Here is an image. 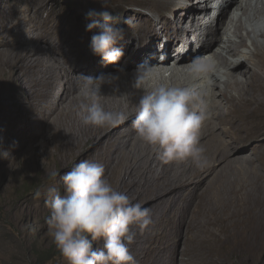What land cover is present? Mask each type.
<instances>
[{
	"label": "rangeland",
	"instance_id": "1",
	"mask_svg": "<svg viewBox=\"0 0 264 264\" xmlns=\"http://www.w3.org/2000/svg\"><path fill=\"white\" fill-rule=\"evenodd\" d=\"M199 1V4L196 3L197 10L203 13L204 10L200 9V6L203 7L205 0ZM233 1L235 0H224L223 9L230 6ZM104 2L108 7L107 10L117 18L114 26L124 30L123 39L126 40L127 45H131L133 41L126 38L125 33L136 29L138 32L140 22L146 18L152 19L154 23L161 19L160 13L147 6L146 0H104ZM263 3L264 0H252L247 15L242 16L243 26L252 30L254 34L264 30V18L255 19L256 12ZM231 7L227 23L235 15L241 14L235 4ZM29 8L31 10L27 12ZM20 9L25 10L21 17L26 19L29 26L35 27L36 32L50 29L52 35L56 37L64 35L73 37V31L77 32V29L81 33L93 35L95 30L93 32L85 30L86 24L90 22L86 19V14L93 9L104 10V6L102 0H0V22L6 18L14 20ZM34 11L37 12L36 15H33ZM170 16L172 24L178 26L177 32L179 34L185 32L187 27L184 13L176 10ZM218 22L219 18L216 15L208 24L215 29L218 27ZM4 32L3 35H7V32ZM153 37L155 39L152 38L151 42L157 45V49L166 45L162 31L156 29ZM256 39L264 52L263 39L259 37ZM250 41V37H246L247 47L242 48L243 51H249ZM45 46L48 47V43H45ZM199 47L200 40H195L186 48L187 52L195 53ZM25 50L32 52L35 48L29 41L25 44L0 46V264H67L48 234L45 219L49 215V210L45 207L43 193L52 184L63 191L59 175L55 180H50V174L57 172L62 175L80 160L85 159L102 163L106 177L116 190L126 193L132 203H140L150 209L152 222L147 228L131 226L135 238L129 248L137 264H157L161 246L166 244L171 245L172 251L181 258L182 235L185 234L186 224L198 225V222H203L205 216L201 212L197 213L199 206L208 205L209 201L210 205L216 203L207 191L210 189L208 181L210 176L194 189H190L191 186H179L168 191V187L174 181L181 182L192 175L193 171L189 165L190 171L184 167L174 171L171 167L172 163H163L150 147L135 148L126 140L125 128L123 131H118L122 129L120 123L106 127L85 126L76 115L75 109L79 104V98L68 88L69 82L60 78L51 81L39 95L27 99L31 91L37 89L31 78L22 75L15 82L10 81L9 78L10 70L16 64L26 65L34 57L25 53ZM175 58L172 57L169 68L177 63ZM98 62L99 57L90 58L83 63L82 71L93 73L92 68L98 65ZM124 62L119 60L116 71L126 70L127 64ZM38 68L35 66L33 70ZM71 77L73 81L80 75L75 72ZM156 82L157 80L154 83ZM13 94L21 99L19 104L13 103ZM131 120L127 128L132 127ZM221 131L226 138L233 137L236 133L245 134L240 129L234 132ZM254 139L243 144L246 162L238 166L239 170L235 171V176L231 178V188L235 186L234 190L239 195H244V192L251 195L253 200H246L242 196L246 204L252 201L255 203L256 200L264 203V140L261 137L254 142ZM248 161H251V166H247ZM159 174H162L160 178ZM37 189L42 192L39 198L34 195ZM216 191L218 192V189ZM231 198L230 195L226 198L220 197L222 206L218 203L215 208L230 206L233 203ZM263 203L261 206H264ZM254 222L256 224V220ZM251 244L257 250L260 247L259 242L258 244L251 242ZM102 245L103 241L99 242L97 247ZM203 252H207L210 256L213 253L209 245L200 247L198 255ZM257 256L258 254L252 255L253 259ZM228 262L247 264L232 258H229L226 264ZM262 263L264 264V260L260 264Z\"/></svg>",
	"mask_w": 264,
	"mask_h": 264
},
{
	"label": "bare ground",
	"instance_id": "2",
	"mask_svg": "<svg viewBox=\"0 0 264 264\" xmlns=\"http://www.w3.org/2000/svg\"><path fill=\"white\" fill-rule=\"evenodd\" d=\"M251 1L235 0L223 9L224 0H205L203 7L200 6V9L204 10L201 13L196 6L199 0H146L147 6L152 7L156 13H160L161 19L154 23L152 19L146 18L140 22L138 32L136 29L125 33V37L133 41L131 43L133 47L127 45L124 39L118 42V47L124 53L120 60L127 64L126 70L122 72L119 69L116 71V64L119 61L108 64L99 56H97L99 57L98 65L92 68L93 73L88 74L82 71L83 63L96 56L90 48L92 36L90 33H81L77 29V32L73 31V37L69 35L56 37L52 35L50 29L36 32L37 29L29 26L26 19L21 17L25 12L23 9H20L18 13L16 10L15 13L18 16L14 20L6 18L0 22V46L25 44L29 41L35 48L32 52L24 51L34 57L26 65L16 64L10 70L9 76L12 82L17 81L22 75L31 78L37 89L32 90L27 99L39 95L51 81L60 78L69 82L68 88L73 90L80 102L86 92L80 77L95 78L101 74H112L118 77L111 84L102 86L101 103L108 111L125 114L127 119L119 122L122 129L118 131H123L125 128L126 140L135 148L140 146L149 148L139 139L133 127H126L129 120L134 118L135 104L144 91L161 83L172 86H191L201 91L210 113L200 129V143L206 150L207 162L201 168L195 167L190 160L172 163L171 167L174 171L184 167L189 171L192 169L193 173L181 182L174 181L168 187V191L179 186H191L190 189H194L210 176L208 177L210 189L207 191L216 203L210 205L208 200V205L199 206L197 213L201 212L205 216L203 222H198V225L186 224L185 234L182 235L181 258L172 251L171 245L166 244L161 246L157 264H226L229 258L247 264H260L264 260V206H261L263 202L256 200L255 203L252 201L246 204L242 196L249 200L251 195L244 192L241 196L234 190L235 186L231 188V178L235 176V171L239 170L238 166L245 163L247 159L243 144L254 138H256L254 142L261 137L264 140V52L256 39L259 37L264 41V30L254 34L241 22L242 16H246L251 7ZM233 4L241 14L235 15L227 23ZM30 10L31 8L27 12ZM176 10L182 11L185 16L184 22L187 29L181 34L177 32L178 26L172 24L170 16ZM36 14L37 12L34 11L33 15ZM216 15L219 18L218 27L212 29L208 23ZM257 18H264V3L256 12L255 19ZM156 29L162 31L166 39V45L161 49H157V45L151 42ZM4 31L7 32L5 36ZM246 37H250L251 40L249 51L242 49L247 47ZM195 40H200L199 49L195 53L187 52L186 47ZM45 43L49 46L46 47ZM173 56L176 57L177 63L169 68ZM197 58H200L207 67L206 71L194 79L187 68ZM142 65H153L151 79L135 88L133 87L135 73ZM35 66L39 68L34 71ZM75 72H78L80 77L72 81L71 76ZM156 80L157 82L154 83ZM13 97L14 104L21 102L17 95L13 94ZM79 121L81 122V118ZM239 129L245 134L236 133L233 137L226 138L221 131L234 132ZM247 166H251V161L247 162ZM161 175L159 174L158 177L160 178ZM205 194L208 193L205 192ZM229 195L233 200L230 206L215 208L216 204L221 202L220 197L226 198ZM241 202L244 204L242 205ZM251 242L255 244L259 242V249H255ZM205 245L212 248L211 256L207 252L198 255L199 248ZM254 254H258L255 259L252 257ZM207 259L208 261H205ZM228 264L231 263L228 262Z\"/></svg>",
	"mask_w": 264,
	"mask_h": 264
},
{
	"label": "clouds",
	"instance_id": "3",
	"mask_svg": "<svg viewBox=\"0 0 264 264\" xmlns=\"http://www.w3.org/2000/svg\"><path fill=\"white\" fill-rule=\"evenodd\" d=\"M102 4L104 10L93 9L86 14L90 22L85 30H95L90 38L92 53L105 63L115 64L124 54L116 47L124 38V30L114 26L117 18L107 10L104 0ZM206 67L197 58L187 71L195 79ZM152 68L153 65L140 66L133 87L150 80ZM80 78L86 92L75 110L85 126H114L127 119L123 112L108 111L101 103L102 86L118 77L101 74ZM209 115L198 88L161 83L139 96L131 126L163 163L190 160L201 168L207 158L200 143V129ZM58 175L63 191L52 184L43 193L49 210L45 223L53 244L67 264H137L129 248L135 238L131 226L147 228L152 222L150 209L132 203L126 193L116 190L106 177L102 163L80 160L62 175L52 172L50 180ZM34 195L39 198L41 190L37 189ZM101 241L102 247H97Z\"/></svg>",
	"mask_w": 264,
	"mask_h": 264
}]
</instances>
